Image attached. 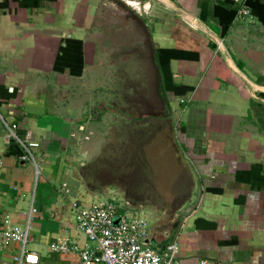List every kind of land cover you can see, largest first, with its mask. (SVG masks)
<instances>
[{
    "label": "crops",
    "instance_id": "0c3cea01",
    "mask_svg": "<svg viewBox=\"0 0 264 264\" xmlns=\"http://www.w3.org/2000/svg\"><path fill=\"white\" fill-rule=\"evenodd\" d=\"M122 4L132 9L118 12L122 24L104 27L101 18ZM250 5L252 19L239 21L234 0H0V231L5 216L24 229L33 207L26 250L40 264H80L49 245H83L69 202L114 191L100 189L96 159L108 141L104 120L122 104L126 115L134 109L172 125L186 162L190 183L172 195L177 205H136L117 192L150 217L154 248L179 242L178 264H264V0ZM67 39L83 43L81 77L54 69ZM160 49L197 53L167 70L190 92L164 91ZM24 145L35 163L23 160ZM62 183L72 191L66 200ZM184 206L191 212L177 218ZM19 253L18 244L0 246V261L16 264Z\"/></svg>",
    "mask_w": 264,
    "mask_h": 264
},
{
    "label": "built area",
    "instance_id": "2783aa9c",
    "mask_svg": "<svg viewBox=\"0 0 264 264\" xmlns=\"http://www.w3.org/2000/svg\"><path fill=\"white\" fill-rule=\"evenodd\" d=\"M130 3L139 14L148 13L150 5L140 2ZM238 6L236 19L243 21L252 19L247 0H234ZM182 120L175 123L177 133L181 132ZM16 139L17 136L13 134ZM27 155L23 160H35L24 145ZM67 183L60 186V197L66 200L71 195ZM91 201L75 200L69 205L74 216L76 230L84 235L83 245L54 241L49 245L52 252L60 255L76 254L80 264H178L180 244L175 241L161 253L157 251L151 241V221L144 209L137 208L117 192L107 191L94 193ZM37 209L31 208L28 223L24 229L15 225L10 216H5L3 228L0 231V246L7 248L13 244L20 246L19 255L13 257L16 264H40V257L36 253L26 250L30 240L31 216ZM101 253V256H98ZM0 264H9L0 261ZM203 264H210L205 262Z\"/></svg>",
    "mask_w": 264,
    "mask_h": 264
},
{
    "label": "rangeland",
    "instance_id": "374dc122",
    "mask_svg": "<svg viewBox=\"0 0 264 264\" xmlns=\"http://www.w3.org/2000/svg\"><path fill=\"white\" fill-rule=\"evenodd\" d=\"M128 6L132 7L130 3ZM118 9L111 8L108 14L101 18L104 27L110 21L118 25L122 24V20L117 16L118 12L121 9L132 10L124 4ZM132 13L136 12L134 10L130 12V17L135 21L127 24H131L133 30L130 39L135 40L139 38L136 26L138 16L135 14L136 17H134ZM105 34L106 31L103 35ZM113 35L122 38L121 35L124 36V33L120 29L118 32H113ZM122 107L126 109L125 105L116 106L115 104L113 107L115 111L110 112L104 120L107 122L108 136L105 135L108 141L103 146V152H105V155L101 156L103 159H96L103 168L99 171L102 181L101 185L98 183L102 186L100 189L110 188L136 205H177L174 204L172 195L182 192V181L185 184V188L182 184L183 189H188L190 182L184 155L176 144L173 126L159 122L156 116L151 118L153 116L150 113H139L134 109H130V115H126L120 111ZM144 114L145 117H141ZM95 184L97 186V181H94ZM181 200L179 199L180 203ZM171 206L165 208L170 214L177 209Z\"/></svg>",
    "mask_w": 264,
    "mask_h": 264
},
{
    "label": "trees",
    "instance_id": "16d2710c",
    "mask_svg": "<svg viewBox=\"0 0 264 264\" xmlns=\"http://www.w3.org/2000/svg\"><path fill=\"white\" fill-rule=\"evenodd\" d=\"M247 4L251 7L250 0H247ZM234 15H236V12ZM226 32L227 28L225 27L222 35H226ZM194 57H197V53L181 50L160 49L158 52V60L159 67L163 73L162 78L165 92L171 91L177 96H183L192 90L189 87L176 85L172 80V75L167 74V70L169 69L170 60H194ZM84 67V48L82 41L67 39L65 41V46L60 47L59 54L57 55L54 65L55 71H68L73 77H81L83 75Z\"/></svg>",
    "mask_w": 264,
    "mask_h": 264
},
{
    "label": "water",
    "instance_id": "95a60500",
    "mask_svg": "<svg viewBox=\"0 0 264 264\" xmlns=\"http://www.w3.org/2000/svg\"><path fill=\"white\" fill-rule=\"evenodd\" d=\"M175 12H177L179 15H181L186 21L193 22L195 20V18L192 15H190L189 13H187V12L181 10V9H175ZM198 27H200L202 29L201 25H198ZM191 210H192L191 207L184 206V209L179 211L176 214V217L177 218L179 216L181 217V215H182L181 213H183V214L184 213H189V212H191ZM176 225H177V223H176ZM98 256H101V253H98Z\"/></svg>",
    "mask_w": 264,
    "mask_h": 264
}]
</instances>
